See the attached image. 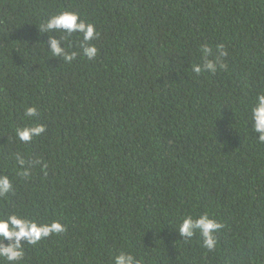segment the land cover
<instances>
[{"label": "trees", "instance_id": "1", "mask_svg": "<svg viewBox=\"0 0 264 264\" xmlns=\"http://www.w3.org/2000/svg\"><path fill=\"white\" fill-rule=\"evenodd\" d=\"M63 10L96 26L93 60L50 55L62 34L41 25ZM207 45L217 70L197 74ZM258 92L264 0H0V174L12 181L0 216L66 226L25 243L21 264H114L122 250L143 264H262ZM31 123L46 131L19 141ZM204 212L223 225L211 251L177 228Z\"/></svg>", "mask_w": 264, "mask_h": 264}, {"label": "clouds", "instance_id": "2", "mask_svg": "<svg viewBox=\"0 0 264 264\" xmlns=\"http://www.w3.org/2000/svg\"><path fill=\"white\" fill-rule=\"evenodd\" d=\"M42 30L61 33V39L52 38L51 53L52 56H62L65 61L71 63L77 55L93 60L98 53L95 44L90 43L98 37L96 26L83 20L79 13L71 10H63L51 15L47 21L41 25ZM73 33L79 37L78 49H74L70 44L62 42L67 41ZM222 48V46H221ZM82 50V51H81ZM203 53L206 58L203 65L193 64L192 71L200 74L206 70L215 72L219 63V58L212 55V49L207 45L203 46ZM224 50L221 55H226ZM37 115L35 105L25 106L23 117L30 119ZM251 127L252 131L258 134L257 139L264 143V92H258L251 107ZM46 131L44 124L31 123L23 127L14 129L15 137L19 141L31 142L35 137L40 136ZM23 163V160H20ZM12 190V181L7 174H0V197H5ZM223 225L215 218L210 217L208 212H204L198 217L187 214L178 222L177 228L180 236L190 239L197 233L201 237V243L204 248L211 251L217 246L216 233ZM66 231V226L59 220H53L51 223H38L34 219L18 215L9 214L6 218L0 216V264H21L25 251V243L35 245L41 239L47 238L52 234H61ZM4 241H8L5 243ZM114 264H143V259L138 258L130 251H119L113 258Z\"/></svg>", "mask_w": 264, "mask_h": 264}, {"label": "water", "instance_id": "3", "mask_svg": "<svg viewBox=\"0 0 264 264\" xmlns=\"http://www.w3.org/2000/svg\"><path fill=\"white\" fill-rule=\"evenodd\" d=\"M262 264H264V258H263V263Z\"/></svg>", "mask_w": 264, "mask_h": 264}]
</instances>
